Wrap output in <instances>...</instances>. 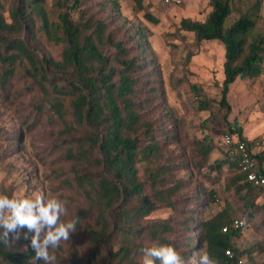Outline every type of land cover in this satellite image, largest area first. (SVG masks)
Here are the masks:
<instances>
[{"label":"trees","instance_id":"trees-1","mask_svg":"<svg viewBox=\"0 0 264 264\" xmlns=\"http://www.w3.org/2000/svg\"><path fill=\"white\" fill-rule=\"evenodd\" d=\"M45 2L9 0L5 7L0 0V93L12 100L30 95L28 103L20 101L27 113L12 135L21 139L22 129L45 126L58 153L63 183L71 188L72 181L84 200L75 217L85 237V255L71 249L68 259L61 260L59 254L69 249L61 244L54 250L56 264H138L141 248L153 241L177 251L182 245L195 247L219 264H241L243 255L251 257V247L235 246L242 227L232 224L241 219L245 226L261 217L264 227L262 195L225 152L213 157L212 139L182 137L181 123L160 104L162 72L144 39L146 29L126 26L118 0L104 4L52 0L59 9L56 21L49 20ZM133 2L142 5V0ZM208 4L211 9L204 20L181 18L179 29L192 32L197 43L223 45L218 104L226 118L230 85L237 78L254 80L264 71V34L254 33L257 20L250 12L226 23L231 0H208ZM145 17L157 22L148 13ZM40 32L61 46L58 59L45 49ZM180 80L177 77L174 84ZM189 90L198 110L211 109L213 100L200 93L198 85L191 84ZM158 119L163 123L158 124ZM227 133L252 147L253 141L239 129L230 126ZM180 143L190 154L174 162L168 147ZM253 156L264 175V151ZM140 164H144L142 174ZM174 170L188 176L176 178ZM194 172L212 185L220 184L223 200L214 188L195 180ZM188 188L191 192L183 199L180 191ZM3 195L11 197L7 192ZM220 200L224 203L218 212L202 217L206 207ZM159 206L169 207L179 221L174 216L149 219ZM8 239L9 246L0 243V264H30L35 255L30 240L21 250L12 233ZM182 253L189 258V251Z\"/></svg>","mask_w":264,"mask_h":264},{"label":"rangeland","instance_id":"rangeland-1","mask_svg":"<svg viewBox=\"0 0 264 264\" xmlns=\"http://www.w3.org/2000/svg\"><path fill=\"white\" fill-rule=\"evenodd\" d=\"M97 4H104L106 0H91ZM108 1V0H107ZM120 3L121 20L129 28H145V38L149 49L157 56L155 63L163 78V92H161L160 104L164 108H170L174 116L181 123L182 137L210 138L216 146L215 156L224 155V149L219 141L227 134L230 126L239 129L242 135L252 143L254 153L264 151V71L254 80L237 78L229 87L228 102L230 112L223 117L220 109L219 91L223 78L222 65L224 62L223 45L217 41H201L197 43L192 32L179 29L181 18L188 17L193 20H204L210 11L208 0H142L138 6L133 0H118ZM5 7L9 6V0H2ZM52 0H46L45 9L49 20H58L59 9ZM232 13L226 23L230 24L241 14L250 12L255 18L254 33L264 34V0H231ZM98 8V6H97ZM148 13L157 19V22L147 20ZM76 16V15H74ZM37 24H40L37 18ZM40 40L45 49L56 59L60 57L61 46L48 40L43 32L39 33ZM181 83L175 85L176 79ZM191 84L200 87V93L212 101L209 110H198L195 95L189 90ZM22 86V83H19ZM0 93V195L5 192L10 196L32 197L44 192L49 198L55 197L65 203L66 214L62 220H76L77 230L70 233L71 240L61 242L62 246L69 249L61 252L59 257L66 260L69 250L75 249L79 256L84 257L86 241L80 227L79 220L75 217L77 211L84 205V200L75 189L72 181L71 188L63 183L65 176L59 175L58 153L51 146L47 128L41 126L34 131L23 130L21 139L14 137L16 131L22 125L21 120L27 111L20 107V101L29 102L30 95L16 100L4 98ZM162 111V109H161ZM54 113H50L53 117ZM158 124L162 120L158 119ZM173 152L170 158L178 162L190 154V149L180 143L176 148L168 147ZM186 156V157H185ZM212 159V158H211ZM213 160V159H212ZM144 164L139 165V173L142 174ZM190 170H188L189 172ZM225 171V169H224ZM203 172H207L206 170ZM195 173V172H194ZM202 174V173H201ZM176 178L188 176L186 172L174 170ZM195 180L204 184L206 188H214L223 200L220 192V184H210L199 173L193 175ZM223 179V178H222ZM191 192V188L180 191L182 198ZM210 204L202 212V217L209 218L218 212L224 201ZM264 197L259 199L260 202ZM169 207L159 206L149 215V219L169 218L174 216ZM261 217L248 222L241 228L238 238L234 239L235 246L240 250L252 248L251 257L243 255L241 264H264V227L260 223ZM24 229L20 231V238L13 242L21 250L27 246L30 240L24 238ZM178 233H182L179 230ZM30 237V235H29ZM119 244H116V247ZM189 251L186 259L182 252ZM198 251L195 247L188 249L182 245L179 249L186 264H199ZM180 253V254H181Z\"/></svg>","mask_w":264,"mask_h":264},{"label":"clouds","instance_id":"clouds-1","mask_svg":"<svg viewBox=\"0 0 264 264\" xmlns=\"http://www.w3.org/2000/svg\"><path fill=\"white\" fill-rule=\"evenodd\" d=\"M66 214L65 203L58 198H49L40 192L34 198L0 195V243L9 246V233L20 238V231L26 229L24 238H30L35 255L30 264H56L54 250L61 242L71 240L70 233L77 230L76 220H62ZM29 234L30 237H29ZM27 247V246H26ZM138 264H186L184 257L171 245L153 241L140 250ZM199 264H219L206 251H198Z\"/></svg>","mask_w":264,"mask_h":264},{"label":"built area","instance_id":"built-area-1","mask_svg":"<svg viewBox=\"0 0 264 264\" xmlns=\"http://www.w3.org/2000/svg\"><path fill=\"white\" fill-rule=\"evenodd\" d=\"M179 3L180 0H175ZM223 147L226 155L235 162L241 171L246 174V179L254 187H256L262 197H264V175L261 173L260 168L253 156L254 152L249 145L240 140L236 135L224 134L218 142ZM234 228H241L244 226L243 220L235 219L233 221ZM222 230L225 232L228 230L227 227H223ZM226 254L230 255V250H226Z\"/></svg>","mask_w":264,"mask_h":264},{"label":"crops","instance_id":"crops-1","mask_svg":"<svg viewBox=\"0 0 264 264\" xmlns=\"http://www.w3.org/2000/svg\"><path fill=\"white\" fill-rule=\"evenodd\" d=\"M210 7V6H209ZM211 9V8H210Z\"/></svg>","mask_w":264,"mask_h":264}]
</instances>
